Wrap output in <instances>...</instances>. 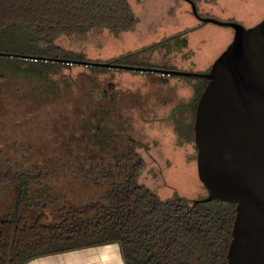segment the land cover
Masks as SVG:
<instances>
[{"label": "trees", "instance_id": "1", "mask_svg": "<svg viewBox=\"0 0 264 264\" xmlns=\"http://www.w3.org/2000/svg\"><path fill=\"white\" fill-rule=\"evenodd\" d=\"M136 21L128 0H0V79L7 73L40 78L59 73L73 64L43 59H83L62 47L59 37L85 36L96 29L120 36ZM189 30L107 62L177 69L150 63L145 55L186 47L184 33ZM170 77L182 78L191 88L174 120L177 137L196 152L193 121L207 79ZM91 106L76 108L74 120L65 124L68 133L91 144L87 154L73 152L65 141L60 155L0 156V264H25L39 256L109 243L118 244L124 264H227L236 203L194 201L176 191L160 198L139 181L144 160L135 145L117 149L110 137L97 133L96 106ZM66 174L101 190L100 195L82 202L62 197L54 187ZM6 193L9 198H2Z\"/></svg>", "mask_w": 264, "mask_h": 264}, {"label": "rangeland", "instance_id": "2", "mask_svg": "<svg viewBox=\"0 0 264 264\" xmlns=\"http://www.w3.org/2000/svg\"><path fill=\"white\" fill-rule=\"evenodd\" d=\"M128 2L137 16L131 31L114 36L105 29H96L85 36H61L57 42L81 55L83 59L80 60L105 62L191 29L184 33L186 47H170L168 51L157 49L146 53L145 57L153 64L202 73L232 41L234 32L231 26L201 21L187 0ZM195 7L200 16L236 22L245 28L264 19V0H198ZM107 84L133 89L130 98L139 101V104L131 101L133 107L126 108L132 115L128 125L130 134L133 139L144 143V146L138 144L135 147L144 160L139 181L162 199L174 191L194 201L204 198L207 190L197 174L195 149L191 143L177 137L168 117L171 104L187 101L191 88L180 77H167L157 72L135 74L114 68L97 72L89 66L73 64L42 78L7 73L0 79V156L19 160L27 154L60 155L64 153L65 141L73 152L87 154L91 144L78 140L73 132L68 133L65 124L74 120L76 108L82 110L95 105L94 92L105 89ZM149 104L151 108H148ZM179 110L180 105H177L172 112ZM101 124L108 127L111 124L114 132L118 129L113 120ZM58 180L55 191L73 202L95 199L101 193L96 187L74 180L67 174ZM2 198H9L8 193Z\"/></svg>", "mask_w": 264, "mask_h": 264}, {"label": "water", "instance_id": "3", "mask_svg": "<svg viewBox=\"0 0 264 264\" xmlns=\"http://www.w3.org/2000/svg\"><path fill=\"white\" fill-rule=\"evenodd\" d=\"M187 1L201 21L228 25L234 32L207 72L18 57L207 79L193 121L197 174L207 195L195 201L236 203L227 264H264V19L245 28L236 22L200 16L195 3Z\"/></svg>", "mask_w": 264, "mask_h": 264}, {"label": "flooded vegetation", "instance_id": "4", "mask_svg": "<svg viewBox=\"0 0 264 264\" xmlns=\"http://www.w3.org/2000/svg\"><path fill=\"white\" fill-rule=\"evenodd\" d=\"M129 71L134 72L135 74L143 73V72L134 71V70H129ZM166 76H171V75H166ZM107 85L108 86L105 89L96 90L94 92L95 94L94 101H95L96 107L94 109L93 120L95 121L96 127L98 128L96 132L100 133L101 136L110 137V140L115 142L114 146L117 149L121 147H126L128 143L129 144L133 143L135 147H137L138 144H141V146H144L143 142L141 141L139 142L136 138L133 139L132 135L130 134L129 126H128L130 121H132L131 120L132 115L127 113L126 108H132L133 106L130 105V103L132 102H134V104H137V103L139 104V101L137 100V98L136 99L135 97L130 98V96H132L130 95V91H132L133 89L125 90V89L117 88L116 86L113 87L109 84ZM166 97L168 101L171 100L170 96H166ZM181 102H184V100L177 101L174 104L172 103L171 109L169 110V114H168V117L172 120L175 131H176L175 129L176 124H175L174 117L175 118L178 117V112H172V111L177 105H180ZM165 103H168V102H165ZM165 103H163V106H165ZM170 103L171 102H169L168 104ZM140 106L142 107V104H140ZM161 106H162V102H161ZM151 107L152 106L149 104L148 108H151ZM152 110L154 111V109ZM144 116L145 115H143V117ZM145 118L149 120L148 117L145 116ZM110 120H113V123L116 124L118 128L117 130H115L116 132H114L113 127H111V124L109 125V127L106 126L105 124L103 125L101 124L102 122H105V121L109 122Z\"/></svg>", "mask_w": 264, "mask_h": 264}, {"label": "crops", "instance_id": "5", "mask_svg": "<svg viewBox=\"0 0 264 264\" xmlns=\"http://www.w3.org/2000/svg\"><path fill=\"white\" fill-rule=\"evenodd\" d=\"M136 15V14H135ZM137 17V16H136ZM25 264H124L117 243L91 246L33 258Z\"/></svg>", "mask_w": 264, "mask_h": 264}]
</instances>
